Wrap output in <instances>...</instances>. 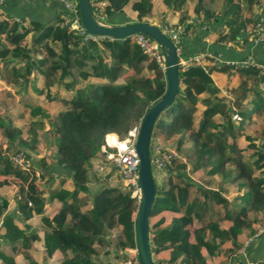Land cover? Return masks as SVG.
<instances>
[{"label":"trees","instance_id":"trees-1","mask_svg":"<svg viewBox=\"0 0 264 264\" xmlns=\"http://www.w3.org/2000/svg\"><path fill=\"white\" fill-rule=\"evenodd\" d=\"M162 1L169 6L167 14L162 15V24L156 23L162 30L173 28L168 21L179 11L176 24L184 23V29L195 27L192 21L212 29L219 21L223 28L214 32L216 40L222 41L236 38L244 26L251 29L256 25L252 9L260 0H222L220 8L214 10L208 4L211 0H196L195 19L187 22V0ZM91 2L99 19L120 22L116 15L126 13L129 7L135 12L133 21L153 23L149 19L153 0ZM125 21L130 22L128 18ZM182 38L183 33V46ZM213 62L210 70L228 72L233 68ZM235 69L241 79L228 89L233 96L231 110L227 102L215 97L218 86L210 92L199 77L186 76L153 125L151 137H177L175 148L193 159L188 168L187 157L175 158L172 172L160 185L156 182L150 217L164 207L183 210L168 227L157 229L154 224L155 231H149L155 252L166 248L171 251L168 262L211 264L218 247L227 240L232 243L229 252L234 255L242 245L238 241L241 232L249 225L264 222L257 217L264 212V122L254 118L255 112H264V72L255 64ZM2 80L13 86H33L36 96L24 100L32 112L25 129L0 117V129L10 139L6 145L0 142V186L22 178L16 200L20 220L15 211L6 210L7 201L0 197V264H16L17 254L23 264H38L30 252L35 244L49 256L54 255L58 264H113L100 258L103 248L110 245L120 251L115 256L121 261L125 249L135 248L139 200L117 183L89 190L86 166L96 164L106 134L117 136L115 132L124 137L130 128L139 127L148 108L165 92L164 68L143 52L133 35L87 39L62 15L46 22L0 17ZM46 100L62 104L56 117L45 112L42 102ZM234 114L241 119L233 118ZM253 120H258L259 132L240 131V126ZM241 136L247 140L245 143H239ZM41 140L52 142L56 148L53 160L63 169L58 175L49 172L46 164L52 165L51 160L44 157L32 160L29 169L12 163L10 151L16 154L25 147L33 152ZM37 164L42 167L40 180L45 185L36 182ZM200 169L208 185L190 175ZM67 170L70 185L64 174ZM51 180L52 184L47 185ZM235 182L240 188L246 186V193L229 198L224 190ZM46 202L57 205L45 212ZM250 213H254L252 217ZM36 215L43 221V233L39 232L40 225L32 222ZM193 221L197 224L191 230L195 241L190 240L187 228ZM255 230L253 226L245 233ZM252 262L264 264V256Z\"/></svg>","mask_w":264,"mask_h":264},{"label":"rangeland","instance_id":"rangeland-1","mask_svg":"<svg viewBox=\"0 0 264 264\" xmlns=\"http://www.w3.org/2000/svg\"><path fill=\"white\" fill-rule=\"evenodd\" d=\"M153 1H154V7H153V9L150 10V15L151 16H150L149 19L152 18L151 21L153 23L160 22L162 24V20H163L162 19V15L167 14L169 6H168V4L166 2L163 3L162 0H153ZM195 1L196 0H187V4H186L185 7H187V9H189V8L193 9ZM220 1H222V0H211V1L208 2V4H209L210 8L214 10V9L220 8ZM125 10H126V13L117 14L116 15V19L120 20V22H123V20H125V19L127 20V18H128V20L133 21L135 19V12L131 11V9L129 7L126 8ZM255 11H256V8H255ZM94 13H96V11ZM160 13H161V16H160ZM179 13L180 12H178L177 13L178 15H176L177 18L175 19V22H173L172 19L169 20L168 22H169V24L173 25V29L180 30L178 32H180V34H182V33H184V23L183 24H179V25L176 24L178 22ZM195 16H196V13L193 12V14L190 16V13L188 12V18L186 19V22L187 21H191L192 20L191 18L195 17ZM194 19L195 18H193V20ZM192 24H193V26L195 25V27H191L190 29H188L189 32H190V35H192V36L194 34H199L200 33L199 30L204 28V27L200 26L201 25L200 22L197 23L195 21H192ZM199 26L201 28L198 30ZM220 27H221V29L223 28V26H220ZM244 28H246V26L242 27L240 29V31H242V30L244 31ZM221 29H219L218 31H220ZM198 53H201V52H198ZM204 53L205 54H209L210 56H204L203 57V59L201 60L202 65L204 67H206L207 69H209V71H211V73L215 77H217L218 79L221 78L220 77L221 76L220 72H223V71L219 72L218 70H214L215 68H213V70H210L211 69L210 65L212 63H214L213 60L215 61L213 55H211V53H207L206 50L203 51V54ZM184 54H185V50H183V55ZM211 57L213 58V60H212ZM233 70L230 72L231 74H234ZM230 80H231V78L228 76V78L226 79L225 86L227 87L226 93H227V95L229 96V98L231 100V98L233 96L230 94V92L228 90L229 87H230L229 85L231 84ZM27 83L29 84L30 81H28ZM54 88L55 87L52 86L53 91H54ZM218 89H219V91L222 92L221 88H218ZM218 94L219 93L217 92L216 95H218ZM28 96H29V99H32V98H34L36 96V91H35V88L33 86H28V85L23 86L21 84H17V85L13 86L12 84L5 82L4 80L0 81V117L2 119L6 120V122L11 120L13 124L17 125L21 129H25L26 128L27 119H28V116H29V111H30L29 107L30 106L26 105L24 100ZM42 103H44L45 112H48L51 115V118H52V116L56 117V113L62 110V104L60 103V101H57V100H52V101L46 100L45 102H42ZM30 113L32 115L31 111H30ZM232 117L237 119L235 116H232ZM240 119H237V120H240ZM219 120H220V117H219ZM263 121H264V119L261 118V120L259 122H263ZM259 122H258V120H255V121L253 120L250 123H248L247 125L245 123L244 126L243 125L240 126V131L241 132L248 131L250 133L259 132V130H260V129H258ZM109 137H110V135L108 136V140H109ZM156 138L159 139L158 135H155L153 140H156ZM176 138H172L171 139L172 141L170 140L169 142H172V145L175 144ZM243 138H242V136L239 138V143H245V141H247L246 139H243ZM8 140H10V139H8L6 136H4L2 130L0 129V142H2L3 145H6ZM14 141H17V138ZM109 142L110 143H116V142H113V141H110V140H109ZM150 145H151V142H150ZM99 152H100V150L98 151V153ZM9 153L11 154V160H12V163H13L14 166L20 167L22 169H27V168L29 169L30 163H32L33 157H36L35 159H40L41 157H44L45 159H47L46 161L52 160V157L55 158V156H56V148H55L54 145H52V142L49 143L47 141L44 142L43 140H41L39 142L38 146H37V149L35 151H33V152L30 149L27 150L25 147L24 148L21 147L20 151H18L16 154H14V152H11V151ZM22 155H23V158H24V155H25L26 158H25V160H23V162L20 163L16 159H17L18 156L20 158V156H22ZM184 155H185V153H183V157L184 158L187 157L186 155L185 156ZM187 158H186V163H187L188 168H189V164H190L191 160H193V159L191 157L188 158V159ZM96 161H97V159H96ZM86 167H87V173H88V175H87L88 176L87 185H88L89 190L92 191V190L96 189L100 185V183L103 184V186L107 185V184H104V183H112L110 181H107V179H106L107 176L99 174V173H97V171H95V165L91 166V164H88V166H86ZM41 168L42 167H40V165L37 164V167L35 169L34 174L37 177L36 182L42 183V185H45L44 181L41 182V180H40V173L42 171ZM186 171L188 172V170H185V172ZM94 172H96V173H94ZM190 175L193 177V179L196 182H201L204 185H208L207 182H204V179L207 178V176L204 175V171L202 169H200V170H198L196 172H191ZM2 177L3 176L0 175V178H2ZM66 177H68L67 184L70 185V183H69L70 179H69L68 174H66ZM97 178H98V180L95 181L94 179H97ZM114 178H112V179H114ZM163 178H164V176L161 175V174H159L157 177H155L156 182H158V185H160V183L162 182ZM21 179L22 178L19 177V178L16 179V181H18V182H16V181L13 182L12 181V183H10L8 185L0 186V197L7 201V208H6L7 211H11V212L15 211V213H19L16 210L17 209L16 208V200L19 197L18 187H19V184L22 183ZM113 182L117 183L118 185L121 186V183H119L120 181H116L114 179ZM237 182L232 183L230 185V188H229L228 191L224 190V193L229 198H232L236 193H246V188H245L246 186L240 188L238 186ZM51 184H52V180L49 183H47V185H51ZM46 201H48V199ZM56 205H57L56 203L52 204L51 202H46V204H45V212H51L53 210L54 206H56ZM253 214L254 213H250L249 214L250 217H252ZM257 217L259 219L263 220L264 219V212H259L257 214ZM33 222L35 224L40 225L39 226V232L43 233V226L42 225H44V224H43V221L41 219V216L38 215L35 218H33ZM253 226H254V228L256 227V230H255L254 233H245L247 230L250 229V227L253 228ZM253 226L249 225L248 229L243 231V232H241V234L238 236V241L239 242L241 241V244H242V247H240L238 249V251H243L244 253L248 252L251 247H253L254 245H257L258 243H261L263 241V239H264V222L260 223L258 226H256V224H254ZM188 228L191 230L193 227H192V225H188ZM208 237H209V235H208ZM252 244H253V246H251ZM231 247H232V243H231L230 240L225 241L222 245H220L218 247V253L225 254V256H226V258H224V259L220 258L219 260H221V261H218V263L219 262H221V264H225V263L228 264L229 263V259L232 257V253L229 252L230 251L229 249ZM37 250H38V252H37ZM30 252L32 253V257L35 259V261H37L38 264H58V262L55 261L56 257L54 255L53 256L52 255L49 256L46 252H43L41 250V246L38 245V244H35L34 247L30 250ZM118 252H120L118 249L113 247V245L112 246L110 245L109 247L103 248V251H102V253L100 255V258L106 263L107 262L111 263L113 261V259H114L113 257L115 255H118L117 254ZM152 254H153V252H152ZM221 256L222 255H220V257ZM248 259L250 260L251 257L249 256ZM15 261H16V264H23V262H24L23 258L21 257L20 254L16 255ZM0 263H1V260H0ZM119 263H120V261H119ZM237 263H239V262H237Z\"/></svg>","mask_w":264,"mask_h":264},{"label":"crops","instance_id":"crops-1","mask_svg":"<svg viewBox=\"0 0 264 264\" xmlns=\"http://www.w3.org/2000/svg\"><path fill=\"white\" fill-rule=\"evenodd\" d=\"M255 8H256V5L252 9L253 18H256L258 16V9L256 8V11H255ZM178 12L179 11L176 12V15H178L177 14ZM188 12L190 13V16H191L194 11H193V9L189 8ZM58 15L59 16L62 15L63 17L66 15L64 6L60 0H3V2L0 3V17H3V19H7L8 17H10V18H13V19H16L19 21H21V20L28 21V20L33 19V20H38L41 22H46L50 19L55 18ZM176 18L177 17L174 15L172 21L175 22ZM193 18L194 17H192L191 19L193 20ZM219 24H220V22L217 21L216 24L212 27V29H207L206 27L201 29V30L198 29L200 33L194 34L193 36L190 35V32L188 30L187 31L188 37L182 38L183 41L185 42V43H183L184 44L183 47L185 50V54H189V55H193V54L200 52L201 47H206L205 48L206 52L211 53V55H213V57H214V59L218 65L229 64L231 67H233V68H231V71L234 69L233 70L234 74H231L230 70L228 72H226V71L220 72L219 71L221 74V76H220L221 78H219V79L217 77H215L211 72H209L208 69L205 67L207 69V71L210 73V75L212 76V78L214 79V81H215L214 85L218 86L222 90V92L221 91L218 92L219 93L218 95L215 94V97L219 100H223V101L227 102L229 107H230L231 102H232V98L230 100L229 96L226 93V90H227V87L225 86L226 79L228 78V76L231 78V80H230L231 84L229 85L230 87L237 86L240 83L239 80L241 79L239 73L235 69L238 65L234 66L231 61L240 60V59H243L245 57L252 56L254 58V60L256 61L257 66L260 69V71L264 72V42L257 41L255 38L251 37L249 35V33L247 32V30H244V31L242 30L236 36V38H231L230 40L226 39V40H222V41H217L216 40V34L217 33L214 32V29H217V30L221 29V27H220L221 25H219ZM196 36L202 37V42H199V43L196 42L194 40V37H196ZM200 64L202 65V63H200ZM231 109H232V107L229 108V110H231ZM259 117H260V119L264 118V112L257 111L254 113V118H259ZM113 134H117V133L113 132ZM156 135H158L159 139L156 138V140H153V138L155 136L154 135L151 137V141H150L151 143L159 142L163 146H175L174 144L172 145V142H169L172 138H170V139L164 138L161 134H156ZM178 153L181 156H183V154L180 153L179 151H178ZM34 158H36V157H33V159H32L33 161H36V160L38 161V159L34 160ZM53 159L54 158L52 157V160L50 161L52 165H49L50 163H48V164H46V166L48 167L49 172L51 170L53 173L58 175L59 173H61L63 171V169L58 165L56 166V163ZM44 168H45V166H44ZM171 172H172V170L164 169L159 174L163 175L164 178H166ZM64 174L69 175V171L68 170H67V172L64 171ZM97 179H94V180L96 181ZM101 187H103V184L100 183V185L92 191H96V190L100 189ZM182 213H183V210L176 211V210L166 208V207L160 208L149 219V231H152V232L155 231L153 229L154 224L158 225L157 229L168 227V225H170L171 222L175 218H177L179 215H181ZM15 215H16L17 219H19V220L21 219V215L19 213H15ZM35 217H33V218H35ZM33 218H32V222H33ZM224 224H226V223H224ZM188 225H192V227L197 226L196 221H193L191 224H188ZM188 225H187V228H188ZM190 240L195 241V238L192 234V231L190 234ZM251 246H253V244ZM241 247H242V245H241ZM152 255H153V258L155 260V263L161 264L162 261L168 262V260L171 257V251L167 248L160 250L159 252H155L153 250ZM220 255H222V256L220 257ZM249 256L251 257L250 260L248 259ZM263 256H264V239L261 243H258L257 245H254L253 247H251L248 252L244 253L243 251L237 250V252L234 255L232 254V257L229 259L228 264H236L237 262H239L238 261L239 259L243 260V258L245 260L243 262H239L240 264H254L252 262L253 260H256L257 258L263 257ZM113 258L114 259H113L112 263L118 264L120 259L117 256H114ZM220 258H222V259L226 258L225 254L218 253V255L215 256L211 260L212 261L211 264H216V263L221 264V262L218 263V261H221V260H219ZM168 263L169 264H178V263H171V262H168ZM239 263H237V264H239Z\"/></svg>","mask_w":264,"mask_h":264},{"label":"water","instance_id":"water-1","mask_svg":"<svg viewBox=\"0 0 264 264\" xmlns=\"http://www.w3.org/2000/svg\"><path fill=\"white\" fill-rule=\"evenodd\" d=\"M80 24L84 30L96 36L124 38L136 33H142L153 39L160 47L164 57L166 77L165 92L154 101L141 118L134 142V150L138 158L137 186L139 188V204L135 216V248L139 264H156L152 256L154 250L149 239L150 210L156 194V179L151 168L150 141L153 125L160 111L168 106L178 93L181 78L197 76L204 81L209 91H213L214 79L202 65L190 66L181 70L179 56L173 40L156 23L143 21L111 23L104 18L99 19L93 10L91 0H78ZM201 27L199 26L198 29ZM187 28L183 37H188ZM196 42H202V37H194ZM206 47H201L203 52ZM129 253L128 249L124 250Z\"/></svg>","mask_w":264,"mask_h":264},{"label":"built area","instance_id":"built-area-1","mask_svg":"<svg viewBox=\"0 0 264 264\" xmlns=\"http://www.w3.org/2000/svg\"><path fill=\"white\" fill-rule=\"evenodd\" d=\"M64 6L66 15V22L69 23L70 27L80 32L87 39H96L99 36L92 35L84 30L80 24L79 11H78V0H60ZM3 0H0L2 3ZM258 9L257 23L251 29L247 30L249 35L255 38L257 41L264 42V0H260L256 4ZM165 33L173 40L176 52L179 56V67L180 71L187 69L190 66L201 65V60L204 56H210L209 54L196 53L193 55L184 54L183 46L181 44L180 30L165 27ZM134 40L141 47L143 52L154 57L158 63L164 68V57L160 50L159 45L150 37L142 33H136L133 35ZM252 56L245 57L240 60L231 61L234 66L246 67L251 64L257 65ZM237 119L241 117L234 114ZM138 126L130 128L125 137H119L117 135V142L110 143L105 135V143L101 145L99 156L95 164V171L97 173L107 176V181L111 184H115L113 180L120 181L121 188L129 190V192L136 196L139 200V188L137 186V169H138V158L134 150V142L137 134ZM174 146H163L159 142H153L150 145V160L151 168L155 177L159 175L164 169L172 170L174 166V159L180 157ZM25 155L17 157L20 163L25 160ZM115 177V178H114ZM114 178V179H112ZM105 179V180H106ZM139 203V202H138ZM129 253L125 254V257L120 261L121 264H139L136 248H129ZM167 261H162L161 264H167Z\"/></svg>","mask_w":264,"mask_h":264},{"label":"bare ground","instance_id":"bare-ground-1","mask_svg":"<svg viewBox=\"0 0 264 264\" xmlns=\"http://www.w3.org/2000/svg\"><path fill=\"white\" fill-rule=\"evenodd\" d=\"M109 135H110V137H109V140H110V141L117 142V138H116L117 136H113V135H111V134H109ZM109 135H108V136H109ZM108 136H107V137H108ZM111 138H113V139H111Z\"/></svg>","mask_w":264,"mask_h":264}]
</instances>
